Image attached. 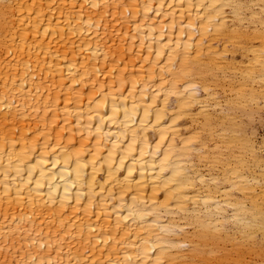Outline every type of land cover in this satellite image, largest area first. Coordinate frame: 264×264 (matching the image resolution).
<instances>
[{"label":"bare ground","instance_id":"6f19581e","mask_svg":"<svg viewBox=\"0 0 264 264\" xmlns=\"http://www.w3.org/2000/svg\"><path fill=\"white\" fill-rule=\"evenodd\" d=\"M263 114L264 0H0V264H246Z\"/></svg>","mask_w":264,"mask_h":264},{"label":"rangeland","instance_id":"374dc122","mask_svg":"<svg viewBox=\"0 0 264 264\" xmlns=\"http://www.w3.org/2000/svg\"><path fill=\"white\" fill-rule=\"evenodd\" d=\"M245 120V134L246 136L254 134L253 141L255 150L257 153V158H259V167L254 166V161L250 158L249 153L248 158L250 160V165L254 171L262 172L264 175V114L260 118H257L254 121H250L248 117L244 118ZM237 149V148H236ZM261 177V176H260ZM251 177L250 179H254ZM264 239L256 240H245L242 252H244V263L246 264H264ZM231 253L236 257V248H231ZM247 252V253H246Z\"/></svg>","mask_w":264,"mask_h":264},{"label":"snow or ice","instance_id":"6c2138e0","mask_svg":"<svg viewBox=\"0 0 264 264\" xmlns=\"http://www.w3.org/2000/svg\"><path fill=\"white\" fill-rule=\"evenodd\" d=\"M187 264H193V262L189 261V262H187ZM210 264H229V262H225L223 260H220V261L210 262Z\"/></svg>","mask_w":264,"mask_h":264}]
</instances>
